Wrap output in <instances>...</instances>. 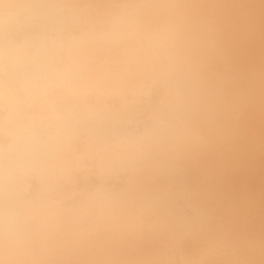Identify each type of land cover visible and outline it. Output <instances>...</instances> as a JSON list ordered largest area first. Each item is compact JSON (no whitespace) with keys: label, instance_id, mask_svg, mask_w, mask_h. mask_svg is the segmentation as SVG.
<instances>
[{"label":"bare ground","instance_id":"obj_1","mask_svg":"<svg viewBox=\"0 0 264 264\" xmlns=\"http://www.w3.org/2000/svg\"><path fill=\"white\" fill-rule=\"evenodd\" d=\"M0 264H264V0H0Z\"/></svg>","mask_w":264,"mask_h":264}]
</instances>
